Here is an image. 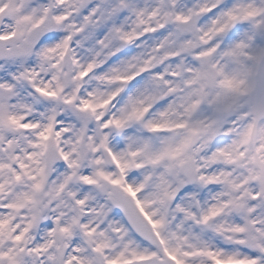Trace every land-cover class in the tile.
Segmentation results:
<instances>
[{"label": "snow or ice", "instance_id": "obj_1", "mask_svg": "<svg viewBox=\"0 0 264 264\" xmlns=\"http://www.w3.org/2000/svg\"><path fill=\"white\" fill-rule=\"evenodd\" d=\"M0 264H264V0H0Z\"/></svg>", "mask_w": 264, "mask_h": 264}]
</instances>
